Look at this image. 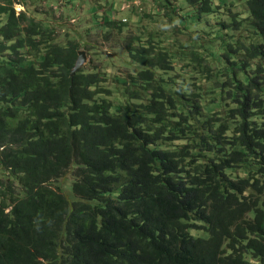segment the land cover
I'll return each instance as SVG.
<instances>
[{
  "label": "trees",
  "instance_id": "1",
  "mask_svg": "<svg viewBox=\"0 0 264 264\" xmlns=\"http://www.w3.org/2000/svg\"><path fill=\"white\" fill-rule=\"evenodd\" d=\"M237 14L210 55L128 37L114 90L0 4V264H264V0Z\"/></svg>",
  "mask_w": 264,
  "mask_h": 264
},
{
  "label": "rangeland",
  "instance_id": "2",
  "mask_svg": "<svg viewBox=\"0 0 264 264\" xmlns=\"http://www.w3.org/2000/svg\"><path fill=\"white\" fill-rule=\"evenodd\" d=\"M11 1L15 16L24 11L26 16L43 20L46 24L51 25L55 29L58 42L62 44L67 41L78 43V52L83 51L87 60L81 69L86 68L88 70H98L100 73L105 72L109 79L105 82V86L114 90L115 76L117 74L129 75L128 70L120 66V60L125 56L123 52L126 51L125 43L128 37L155 38L175 51L180 50V45L183 43H188L191 46L195 44L204 45L203 51L210 55L213 52V47H215L214 41L211 42L214 37L218 35L221 40L227 38L225 30L217 23L226 21L231 24L235 12L238 13L236 18L241 13V17L246 18V23L249 20L248 15H242V12L247 9L248 0H224L227 5L217 9L220 11L219 13L210 12L209 14H199L195 10L196 7H192L188 0H137L136 4H132L128 0ZM5 2L6 0H0V4ZM213 2L215 4L219 3L218 0ZM124 3L130 4L132 7L122 10ZM230 3H233V5H229ZM228 9H231V11H228ZM108 17L116 19L121 25L123 21V30L112 29L108 33L109 31L107 32L105 29L104 20ZM243 23L236 32L233 25L228 28L236 35L244 33L245 36L247 32ZM106 35H108L107 38ZM134 39L138 40V38ZM224 45L225 43H223L222 50H225ZM185 51L191 53L192 48L188 47ZM185 76L188 77V75ZM113 94L116 95V92H113ZM68 173L64 174L65 177L61 178L59 182L61 187L65 189L66 193L76 197L77 201L80 202L78 206L85 205L86 201L81 200V197L77 193H73L71 188L68 187L72 183L73 177L80 180L81 176L71 172ZM72 174H74L73 177H70ZM14 187L18 188L16 184H14ZM19 191L21 192L22 188L19 187Z\"/></svg>",
  "mask_w": 264,
  "mask_h": 264
},
{
  "label": "water",
  "instance_id": "3",
  "mask_svg": "<svg viewBox=\"0 0 264 264\" xmlns=\"http://www.w3.org/2000/svg\"><path fill=\"white\" fill-rule=\"evenodd\" d=\"M86 61L87 60L85 53L83 51H79L75 66L71 70V77H73L82 68V66L86 63Z\"/></svg>",
  "mask_w": 264,
  "mask_h": 264
},
{
  "label": "built area",
  "instance_id": "4",
  "mask_svg": "<svg viewBox=\"0 0 264 264\" xmlns=\"http://www.w3.org/2000/svg\"><path fill=\"white\" fill-rule=\"evenodd\" d=\"M128 2H131L132 4H136L137 0H128ZM131 7H132V5H130V4H128V3H124V4L122 5V10H126V9H128V8H131Z\"/></svg>",
  "mask_w": 264,
  "mask_h": 264
},
{
  "label": "crops",
  "instance_id": "5",
  "mask_svg": "<svg viewBox=\"0 0 264 264\" xmlns=\"http://www.w3.org/2000/svg\"><path fill=\"white\" fill-rule=\"evenodd\" d=\"M113 15H114V14H113ZM113 15H112V16H113Z\"/></svg>",
  "mask_w": 264,
  "mask_h": 264
}]
</instances>
